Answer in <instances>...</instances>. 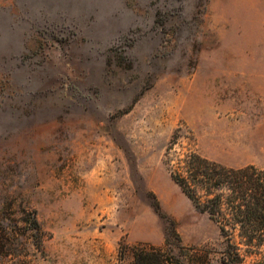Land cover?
Returning a JSON list of instances; mask_svg holds the SVG:
<instances>
[{
    "label": "rangeland",
    "instance_id": "rangeland-1",
    "mask_svg": "<svg viewBox=\"0 0 264 264\" xmlns=\"http://www.w3.org/2000/svg\"><path fill=\"white\" fill-rule=\"evenodd\" d=\"M178 129L264 167V0H0V264H131L173 226L222 264L165 164Z\"/></svg>",
    "mask_w": 264,
    "mask_h": 264
},
{
    "label": "trees",
    "instance_id": "trees-1",
    "mask_svg": "<svg viewBox=\"0 0 264 264\" xmlns=\"http://www.w3.org/2000/svg\"><path fill=\"white\" fill-rule=\"evenodd\" d=\"M180 129L173 135L165 153V164L172 181L191 201L196 211L207 214L219 227L225 248L222 264H264V167L246 165L230 167L203 156L189 138L186 152ZM159 209V208H158ZM30 231H43L36 217L30 220ZM20 222L3 227L5 241L1 250L17 255L12 240L21 237ZM132 254L131 264H212L211 252L206 248L185 246L175 227L165 231L162 246L136 245L121 247L120 257Z\"/></svg>",
    "mask_w": 264,
    "mask_h": 264
}]
</instances>
